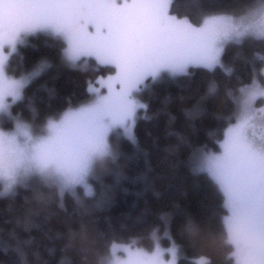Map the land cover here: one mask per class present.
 Masks as SVG:
<instances>
[{"label": "clouds", "instance_id": "clouds-1", "mask_svg": "<svg viewBox=\"0 0 264 264\" xmlns=\"http://www.w3.org/2000/svg\"><path fill=\"white\" fill-rule=\"evenodd\" d=\"M171 4L172 0L4 3L0 252L14 254V264H49L58 240L55 264H180L182 257L191 264H212L205 251L186 256L166 226L167 213H160L163 231L157 224L146 235L117 231L109 216L104 217L108 230L97 222L98 213L111 205L116 185L126 176L113 134L135 144L137 120L150 118L149 101L141 95L148 87L147 78L156 81L164 71L173 78L191 76L195 68L210 73L219 68L231 77L235 64L223 58L228 45L245 39L264 42V0H245L240 9L207 10L198 21L172 12ZM37 32L62 41L61 59L67 67L86 73L88 93L76 103L69 100L39 123L31 98L27 105L31 118L14 112L13 106L25 99L26 87L52 61L42 57L29 70L18 74L9 70L18 44L28 43L27 38ZM252 56L260 63L253 65L250 79L237 77L238 83L223 87L233 107L223 117L222 127L209 130L217 147L199 146L191 166L194 174H206L222 196L221 239L230 264H264V49H255ZM220 89V82L212 78L206 94L215 95ZM47 90L54 94L53 88ZM3 117L11 126L3 124ZM108 175L113 182L105 179ZM164 237L167 245L162 243ZM0 264L9 261L0 257Z\"/></svg>", "mask_w": 264, "mask_h": 264}, {"label": "trees", "instance_id": "trees-1", "mask_svg": "<svg viewBox=\"0 0 264 264\" xmlns=\"http://www.w3.org/2000/svg\"><path fill=\"white\" fill-rule=\"evenodd\" d=\"M244 4L245 0H172L171 11L198 21L204 11L240 9ZM27 39L28 43L19 46V51L12 55L9 70L17 74L29 70L42 57L50 59L52 64L26 87L25 99L16 103L13 111L31 118L27 106L31 98L37 108L35 121L39 123L47 114L62 109L69 100L76 103L87 98L86 73L66 66L60 55L62 41L58 38L37 32ZM258 48L264 49V42L245 39L242 44L228 45L223 58L235 64L236 70L231 77H226L219 68L212 73L195 68L191 70V76L160 78L144 89L143 97L149 101L150 118L137 120L135 144L123 137L117 141L126 176L116 185L111 205L98 213L100 227L108 230V221L104 217L109 216L117 231L146 235L157 224L163 230L165 223L160 213H167L166 226L182 245L186 256L205 251L212 256V264H230L224 258L227 246L221 239L222 196L206 174H194L191 166L199 146L217 147L209 130L222 127L223 117L233 107L224 97L223 87L238 83L237 77L240 81L250 79L253 65L258 67L260 63L252 56ZM212 78L221 85L215 95L206 94V85ZM45 86L53 88L54 94L50 95ZM3 122L5 126H11L8 118ZM173 145L178 148L170 151ZM105 179L113 182L112 175ZM121 223L124 228L120 227ZM58 226L63 227L62 224ZM33 232L40 235L38 229ZM167 242V238H162L163 244ZM60 243L56 241V255H59ZM56 255L49 257V264H55ZM0 257L14 264V254L9 256L0 252ZM180 264H191V261L182 257Z\"/></svg>", "mask_w": 264, "mask_h": 264}, {"label": "rangeland", "instance_id": "rangeland-1", "mask_svg": "<svg viewBox=\"0 0 264 264\" xmlns=\"http://www.w3.org/2000/svg\"><path fill=\"white\" fill-rule=\"evenodd\" d=\"M16 2H17V0H0V19H2V18H3V15H4V9H3V5H4V3H10V4H11V3H16ZM10 14H15L14 10H10ZM21 45H22V44H18V49H19V46H21ZM14 54H15V53H14ZM164 77H170L166 71L162 72L161 75H160V77H159L158 79H160V78H164ZM149 78H150V77H149ZM149 78H147V80H148ZM152 82H154V81H152L151 78H150V81L147 83L148 86H149ZM143 92H144V90H143ZM143 92L141 93L142 96H143ZM258 103H259V101H258ZM4 118L6 119L7 117H3V118H2V122H3ZM3 124H4V122H3ZM120 138H121V137H117L115 133L113 134L112 139H113L114 142H117L118 139H120ZM193 162L195 163V159H194ZM161 231H163V230H161ZM164 238H166V237H164ZM168 243H169V242H167L165 245H167Z\"/></svg>", "mask_w": 264, "mask_h": 264}, {"label": "snow or ice", "instance_id": "snow-or-ice-1", "mask_svg": "<svg viewBox=\"0 0 264 264\" xmlns=\"http://www.w3.org/2000/svg\"><path fill=\"white\" fill-rule=\"evenodd\" d=\"M8 38L11 39L12 38L11 35ZM0 56H2V53H0Z\"/></svg>", "mask_w": 264, "mask_h": 264}]
</instances>
